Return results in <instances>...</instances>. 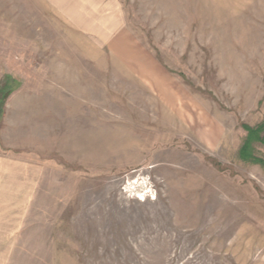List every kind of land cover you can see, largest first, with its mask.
I'll return each instance as SVG.
<instances>
[{
  "label": "rangeland",
  "instance_id": "rangeland-1",
  "mask_svg": "<svg viewBox=\"0 0 264 264\" xmlns=\"http://www.w3.org/2000/svg\"><path fill=\"white\" fill-rule=\"evenodd\" d=\"M261 125L264 0H0V264H264Z\"/></svg>",
  "mask_w": 264,
  "mask_h": 264
},
{
  "label": "crops",
  "instance_id": "crops-1",
  "mask_svg": "<svg viewBox=\"0 0 264 264\" xmlns=\"http://www.w3.org/2000/svg\"><path fill=\"white\" fill-rule=\"evenodd\" d=\"M3 170H4V168H2ZM1 175H3V172L1 173ZM18 179L15 181V184L16 185H18ZM2 183V181L0 180V184ZM11 184H13V182L11 183ZM5 197L3 196V195H1L0 194V234H2V233H16L17 232V229H18V227L16 228V229H14V228H11L10 230L9 229H6L5 230V228H4V223H5V221L6 220H4V219H6V217H4V210H3V208H4V206L2 205L3 203V200L2 199H4ZM19 206V205H18ZM18 206H16L17 207V210H20V209H18L19 207ZM3 210V211H2ZM19 214H20V211L18 212V214L15 216V218H19ZM6 222H8V220L6 221ZM16 224H18L17 222H16ZM14 229V230H13ZM0 248H3V241H0ZM2 259V257H0V261H2L1 260Z\"/></svg>",
  "mask_w": 264,
  "mask_h": 264
},
{
  "label": "trees",
  "instance_id": "trees-1",
  "mask_svg": "<svg viewBox=\"0 0 264 264\" xmlns=\"http://www.w3.org/2000/svg\"><path fill=\"white\" fill-rule=\"evenodd\" d=\"M264 131V125H261L260 127H258L257 129H250L247 128V132H248V140L252 141L254 139H258L260 132ZM241 157L243 159H250V160H256L255 157L249 152V148L247 145H245V147L241 150Z\"/></svg>",
  "mask_w": 264,
  "mask_h": 264
}]
</instances>
